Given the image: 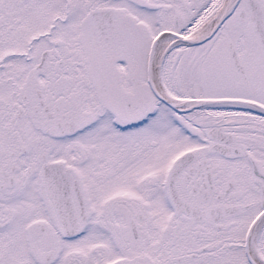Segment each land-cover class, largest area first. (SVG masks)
I'll return each mask as SVG.
<instances>
[{
    "label": "snow or ice",
    "instance_id": "obj_1",
    "mask_svg": "<svg viewBox=\"0 0 264 264\" xmlns=\"http://www.w3.org/2000/svg\"><path fill=\"white\" fill-rule=\"evenodd\" d=\"M0 264H264V0H0Z\"/></svg>",
    "mask_w": 264,
    "mask_h": 264
}]
</instances>
